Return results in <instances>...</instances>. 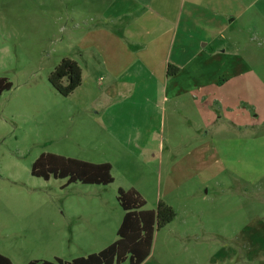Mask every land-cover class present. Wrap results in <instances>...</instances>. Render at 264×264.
<instances>
[{
    "label": "rangeland",
    "instance_id": "rangeland-1",
    "mask_svg": "<svg viewBox=\"0 0 264 264\" xmlns=\"http://www.w3.org/2000/svg\"><path fill=\"white\" fill-rule=\"evenodd\" d=\"M103 2L0 0V78L12 83L0 96V255L13 264H59L99 253L118 239V190L134 189L145 210L162 201L176 212L143 264H264V36L246 34L240 45L241 55L254 54L257 81H241L206 128L194 104L176 113L167 104L163 148L144 159L101 127L94 114L107 102L85 105L78 91L63 97L49 82L65 58L85 75L102 70L87 67L84 36ZM225 68L215 60L206 76ZM43 154L109 163L114 182L33 176Z\"/></svg>",
    "mask_w": 264,
    "mask_h": 264
},
{
    "label": "crops",
    "instance_id": "crops-1",
    "mask_svg": "<svg viewBox=\"0 0 264 264\" xmlns=\"http://www.w3.org/2000/svg\"><path fill=\"white\" fill-rule=\"evenodd\" d=\"M91 18L98 23L84 36L87 67L102 70L85 75L81 67L76 92L85 105L107 102L94 114L101 127L144 159L163 148L160 118L167 104L175 113L194 104L206 128L216 122L214 108L224 112V100L241 81H257L254 54L247 48L241 55L240 45L246 34L264 36V0H104ZM215 60L226 68L209 80L205 69ZM169 66L178 70L174 76L167 75Z\"/></svg>",
    "mask_w": 264,
    "mask_h": 264
},
{
    "label": "trees",
    "instance_id": "trees-1",
    "mask_svg": "<svg viewBox=\"0 0 264 264\" xmlns=\"http://www.w3.org/2000/svg\"><path fill=\"white\" fill-rule=\"evenodd\" d=\"M177 69L168 67L167 75L174 76ZM52 87L63 97L71 96L83 82L80 65L65 58L49 77ZM12 88L5 78H0V96ZM32 175L48 181L51 178L68 179L67 185L81 182L88 185L108 186L114 182L112 165L90 163L53 154L41 155L32 166ZM117 200L124 211L118 229V239L102 251L88 257L59 264H143L151 255L154 235L170 225L176 218L175 210L160 201L155 210H145L146 202L134 189L118 190ZM0 264H13L6 256L0 255ZM29 264H52L32 261Z\"/></svg>",
    "mask_w": 264,
    "mask_h": 264
}]
</instances>
